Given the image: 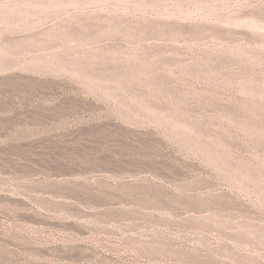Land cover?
<instances>
[{
	"label": "rangeland",
	"instance_id": "obj_1",
	"mask_svg": "<svg viewBox=\"0 0 264 264\" xmlns=\"http://www.w3.org/2000/svg\"><path fill=\"white\" fill-rule=\"evenodd\" d=\"M0 264H264V0H0Z\"/></svg>",
	"mask_w": 264,
	"mask_h": 264
}]
</instances>
